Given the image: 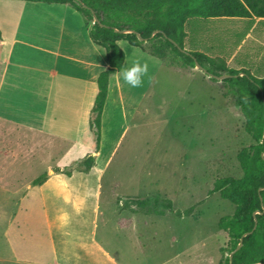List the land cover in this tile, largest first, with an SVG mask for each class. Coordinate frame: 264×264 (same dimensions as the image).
<instances>
[{
    "label": "rangeland",
    "instance_id": "374dc122",
    "mask_svg": "<svg viewBox=\"0 0 264 264\" xmlns=\"http://www.w3.org/2000/svg\"><path fill=\"white\" fill-rule=\"evenodd\" d=\"M234 22L217 20L211 27L231 39L240 33ZM124 49L127 62L121 72L140 58L148 62L149 73L140 88H131L120 77L123 107L112 79L99 161L109 163L102 180L96 169L75 173L71 184L83 207L75 214L73 205H68L64 233L54 230L57 258L70 264H98L94 258L108 253L119 264H220L229 238L218 223L233 215L235 206L210 191L218 178L243 176L237 155L254 143L233 103L230 85L199 68L183 67L172 52L163 61L148 52L138 57L130 53V45ZM219 55L227 65L235 57ZM123 112L128 116L127 129ZM11 171L0 166L1 186L3 181L13 185ZM11 196L0 190V264H26L20 262L25 259L47 264L50 252L42 254L30 243L25 250L22 243L4 238L9 211L23 206ZM188 210L191 214L186 216ZM130 218L134 227L126 231ZM119 219L124 220L122 230Z\"/></svg>",
    "mask_w": 264,
    "mask_h": 264
},
{
    "label": "crops",
    "instance_id": "0c3cea01",
    "mask_svg": "<svg viewBox=\"0 0 264 264\" xmlns=\"http://www.w3.org/2000/svg\"><path fill=\"white\" fill-rule=\"evenodd\" d=\"M90 30L83 15L68 4L0 1V155L4 157L0 166L12 170L13 180V185L3 181L0 190L7 197L15 194L10 198L17 196L19 204H23L18 205V211H9L11 219L4 238L22 243L24 249L30 243L42 254L50 252L52 258L47 264H70L57 258L54 230L64 233L68 205H73L75 214L83 207V199L71 184L75 173L83 171L67 174L66 170L91 155L94 163L89 172L96 169L102 180L109 163V159L103 165L99 163L105 108L98 147L91 129L98 77L109 63L106 50L94 43ZM118 44L123 51L125 45H130L126 41ZM129 51L138 53V57L146 52L134 46ZM117 73L110 77L108 89L114 79L123 107ZM123 119L127 129L125 112ZM42 175H47L46 182L34 186L33 181ZM96 209L99 215V207ZM130 219L132 224L126 231L134 227ZM123 221L119 219L117 223L121 230ZM20 262L38 263L26 259ZM94 262L119 264L108 253L98 255Z\"/></svg>",
    "mask_w": 264,
    "mask_h": 264
},
{
    "label": "trees",
    "instance_id": "16d2710c",
    "mask_svg": "<svg viewBox=\"0 0 264 264\" xmlns=\"http://www.w3.org/2000/svg\"><path fill=\"white\" fill-rule=\"evenodd\" d=\"M0 1L68 4L91 25L90 37L106 50L109 63V68L98 77V93L91 114V129L97 147L109 80L122 70L126 59L118 44L120 41L163 61H167L172 52L188 69L195 68L198 63L209 74L230 75L224 82L230 85L233 103L243 115L245 131L254 143L243 147L237 155L243 176L218 178L210 191L235 206V213L221 218L218 223L220 231L229 238V248L220 264H264V0ZM94 14L102 26L94 21ZM217 20L237 21L234 24L240 33H235L231 39L227 34H219L211 27ZM125 30L133 32H121ZM249 35L253 37L246 41ZM229 40L232 43H227ZM244 41L246 46L242 45ZM145 44L149 45L148 49ZM220 52H225L228 57L235 55L232 63L227 65ZM93 163L94 157L89 155L70 167L67 174L80 170L87 172ZM83 166L87 168L81 169ZM46 180L47 175H42L33 181V185L41 186ZM190 214L191 210L185 213L186 216ZM256 222L255 231L244 237L243 246L231 262V253L243 235L254 229Z\"/></svg>",
    "mask_w": 264,
    "mask_h": 264
},
{
    "label": "clouds",
    "instance_id": "9594fccd",
    "mask_svg": "<svg viewBox=\"0 0 264 264\" xmlns=\"http://www.w3.org/2000/svg\"><path fill=\"white\" fill-rule=\"evenodd\" d=\"M149 64L142 62L140 58L132 61L130 67H126L122 72L117 73L118 77H122L123 81L131 88H140L143 86L144 77L148 76ZM247 102V98H244Z\"/></svg>",
    "mask_w": 264,
    "mask_h": 264
},
{
    "label": "water",
    "instance_id": "95a60500",
    "mask_svg": "<svg viewBox=\"0 0 264 264\" xmlns=\"http://www.w3.org/2000/svg\"><path fill=\"white\" fill-rule=\"evenodd\" d=\"M84 7L87 8L86 5H84ZM94 21H95L96 23H99V24L102 26V24L99 22L98 17H97L95 14H94ZM121 32H123V33H128V32H133V31H126V30H125V31H121ZM137 36H138V38H139L141 41H143V38L141 37V35H140L139 33H137ZM153 36H154V34H153ZM196 68H199V69L202 70L203 72L207 73L211 78H216V79H220V80H225V79H227V78L230 77V75L216 76V75H213V74H209V73L207 72V70L204 69V68H203L201 65H199L198 63L196 64ZM256 227H257V222H256V225H255L254 229H253L251 232H249V233L243 235V237L241 238V241H240L239 245L237 246L236 250H235L234 252H232L231 255H230L231 262H232V259H233L234 254H235V253H236V252H237V251L243 246V239H244V237H246L247 235L253 233V232L255 231Z\"/></svg>",
    "mask_w": 264,
    "mask_h": 264
}]
</instances>
